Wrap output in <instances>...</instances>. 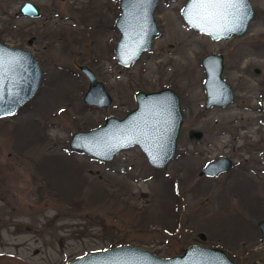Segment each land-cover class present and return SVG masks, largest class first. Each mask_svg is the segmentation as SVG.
<instances>
[{
    "label": "rangeland",
    "instance_id": "rangeland-1",
    "mask_svg": "<svg viewBox=\"0 0 264 264\" xmlns=\"http://www.w3.org/2000/svg\"><path fill=\"white\" fill-rule=\"evenodd\" d=\"M23 1L0 0V41L29 49L41 76L33 96L0 118V264H63L125 244L159 257L199 244L236 264H264L256 227L264 219V0H249L253 16L240 37L215 41L183 23L185 0H158V33L127 68L113 56L118 0H33L40 7L33 19L15 15ZM207 53L223 57L221 76L233 94L225 107H203ZM82 64L111 97L105 109L82 102ZM161 88L175 91L182 114L164 170L135 145L110 161L69 149L73 132L121 117L136 91ZM188 129L201 138L189 139ZM219 156L231 161L227 170L197 175Z\"/></svg>",
    "mask_w": 264,
    "mask_h": 264
},
{
    "label": "water",
    "instance_id": "water-1",
    "mask_svg": "<svg viewBox=\"0 0 264 264\" xmlns=\"http://www.w3.org/2000/svg\"><path fill=\"white\" fill-rule=\"evenodd\" d=\"M158 0H119V14L114 20L118 31L113 56L117 64L127 68L141 53L149 50L153 36L157 35L153 12ZM183 23L193 31L204 34L211 40L240 37L253 16L249 0L223 10L211 19H201L192 10V0H185L179 10ZM15 15L36 17L39 7L32 2H23ZM198 25V26H196ZM234 29V30H229ZM0 118H6L28 101L39 86L41 69L31 52L24 48L0 42ZM203 70L202 88L204 109L212 106L225 107L233 99L229 84L222 78L223 57L219 53H207L200 59ZM78 69L87 80L82 102L105 109L111 97L95 73L86 65ZM259 73L257 68L253 70ZM134 107L121 117L108 115L103 122L87 130L71 134L69 149L79 150L98 161H110L120 150L132 145L138 147L148 165L164 170L173 157L176 140L182 122L179 99L175 91L161 88L152 91H136ZM264 112V91L260 100ZM189 139L201 138V131L188 129ZM264 165V149L261 156ZM231 161L219 156L206 162L198 176H217L230 167ZM264 240V219L256 222ZM204 238L202 233L197 235ZM63 264H236L222 249L199 244L187 245L180 254L159 257L146 249L133 245H117L86 253Z\"/></svg>",
    "mask_w": 264,
    "mask_h": 264
},
{
    "label": "snow or ice",
    "instance_id": "snow-or-ice-1",
    "mask_svg": "<svg viewBox=\"0 0 264 264\" xmlns=\"http://www.w3.org/2000/svg\"><path fill=\"white\" fill-rule=\"evenodd\" d=\"M242 3L243 0H192V10L201 19L208 20L220 15L223 10L242 5ZM2 67V63H0V71H2Z\"/></svg>",
    "mask_w": 264,
    "mask_h": 264
},
{
    "label": "flooded vegetation",
    "instance_id": "flooded-vegetation-1",
    "mask_svg": "<svg viewBox=\"0 0 264 264\" xmlns=\"http://www.w3.org/2000/svg\"><path fill=\"white\" fill-rule=\"evenodd\" d=\"M25 1H29V2H32V3H35L33 0H24L23 2H25ZM22 2V3H23ZM36 4V3H35ZM37 5V4H36ZM38 7H39V5H37ZM115 7V6H114ZM116 8H117V10L118 11H116L117 13H115V15H116V17H117V15L119 14V0L118 1H116ZM39 15H40V7H39ZM39 15L38 16H36V17H31V16H27V15H19V16H21V17H24V18H29V19H33V18H37V17H39ZM153 15H154V12H153ZM115 17V18H116ZM36 41V38H35V36L34 35H29L28 37H26L25 39H24V43L26 44V46H28V47H31L32 45H33V43ZM1 42V41H0ZM152 42V41H151ZM1 43H3V42H1ZM7 45V44H6ZM15 47V46H14ZM17 47V46H16ZM19 48H24L25 46L23 45V46H18ZM24 49H27V48H24ZM27 50H29V49H27ZM30 51V50H29ZM31 52V51H30ZM31 54L33 55V53L31 52ZM33 57L37 60V58L33 55ZM37 62H38V60H37ZM39 64V63H38ZM257 227V226H256ZM260 234V233H259ZM259 241L260 242H263L264 243V240H261V235H260V238H259Z\"/></svg>",
    "mask_w": 264,
    "mask_h": 264
}]
</instances>
